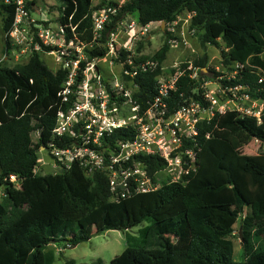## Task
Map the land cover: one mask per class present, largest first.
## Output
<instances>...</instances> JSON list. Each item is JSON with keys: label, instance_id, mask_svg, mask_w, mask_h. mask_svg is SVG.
Segmentation results:
<instances>
[{"label": "trees", "instance_id": "1", "mask_svg": "<svg viewBox=\"0 0 264 264\" xmlns=\"http://www.w3.org/2000/svg\"><path fill=\"white\" fill-rule=\"evenodd\" d=\"M59 1L61 23L71 22L89 35L94 10L108 0L97 5L94 0ZM1 9L6 33L14 20V5L0 0ZM184 13L191 14V28L203 31V42L225 43L222 54L232 69L231 75L221 78L226 92L232 98L264 102V0H128L115 19L133 14L143 25L169 23ZM6 42L9 52L12 45ZM170 48L166 38L152 56L158 66L136 76L142 104L157 93V77ZM206 62L202 59L193 66L205 67ZM188 65H182L185 72L170 91L172 110L191 97L209 104L201 80L190 76ZM199 75L208 77L200 69ZM65 77L66 71L50 67L42 52L14 66L0 61V187L6 194L0 198V264H53L54 255L44 251L51 243L74 248L96 233L127 230L144 221L148 224L140 228L139 236L132 235L140 242L128 244L111 264H264V153L239 152L251 139L264 143V107L260 116L217 110L211 119L198 123L199 166L187 181L113 200L104 172L86 174L75 165L62 173H35L39 148L47 144L55 126ZM36 130L40 136L34 143ZM146 160L151 174L165 165L158 156ZM11 175L17 176L16 182ZM246 209L251 213L243 218L244 254L237 260L232 236ZM254 225L261 230L256 241L250 231Z\"/></svg>", "mask_w": 264, "mask_h": 264}, {"label": "built area", "instance_id": "2", "mask_svg": "<svg viewBox=\"0 0 264 264\" xmlns=\"http://www.w3.org/2000/svg\"><path fill=\"white\" fill-rule=\"evenodd\" d=\"M126 1L108 0L94 10L88 35L71 22H59L54 27L48 19L35 17L33 0H5L15 10L12 27L5 33L15 53L14 60L20 61V57L34 52L47 53L54 57L55 70L66 71L58 92L55 126L47 144L39 148L40 154L47 151L51 160L40 155L35 173H62L75 165L86 174L104 172L113 200L151 192L165 183L187 181V176L199 166L197 124L211 119L217 110L227 111L215 107L217 98L208 90L202 95L209 104L191 97L172 110L170 91L185 72L182 66L172 73L170 81L158 75L157 93L145 104L139 102L135 78L141 71L155 69L159 62L138 61L134 57V41L138 33L146 34L152 24L161 27L164 21L143 25L132 19L126 24L124 19L129 14L115 19ZM190 19L191 14H187L186 22L179 17L162 26L170 34L171 47L188 44L179 29L195 32ZM113 21L114 26L107 30ZM124 28L126 39L119 40ZM8 53L3 59H9ZM187 69L192 78L200 80L197 67L189 64ZM261 110L241 109L256 116ZM187 141L190 145H185ZM150 156L165 161L154 174L148 169L146 157ZM17 179L16 175L10 176L11 181Z\"/></svg>", "mask_w": 264, "mask_h": 264}, {"label": "rangeland", "instance_id": "3", "mask_svg": "<svg viewBox=\"0 0 264 264\" xmlns=\"http://www.w3.org/2000/svg\"><path fill=\"white\" fill-rule=\"evenodd\" d=\"M103 0H94L93 5L101 3ZM118 1V0H115ZM62 4L59 0H33L32 10L33 14L37 18L48 19L54 27L58 26L63 17L61 8ZM2 10V9H1ZM0 10V60H3L7 66H14L17 63H25L29 59V56L24 55L20 57V61L14 60L13 50H9V59H3L5 54L6 36L3 30V23L5 13ZM72 12H75L73 8ZM186 13L182 14L180 18L185 21ZM125 18L126 24H129L132 19L137 23V19L133 14H130ZM72 18V14L70 19ZM71 21V20H70ZM182 21V22H183ZM77 26V25H76ZM125 28L124 31L118 37L119 40H125ZM179 31L187 39L188 44H182L179 47H171L167 54L166 59L162 63L163 72L161 73L166 80L172 79L171 69H178L184 63L194 64L196 61L206 59L207 66L197 67L202 72L207 73L208 77L201 75L200 83L203 85L204 90H208L215 98H217L216 108L221 110H239L245 108H252L254 110H261L264 107V102L252 101L245 96L238 98H232L223 88L221 78L232 74L231 65L225 62L222 50H227L225 43L219 40V45H213L203 42V31L197 29L192 32L190 28H181ZM86 35V34H85ZM137 39L134 41L133 51L134 57L138 61L152 60V56L166 41V38L170 39V34L162 26L155 27L152 24L150 31L146 34H137ZM90 36H88L89 39ZM17 55V54H16ZM42 59L52 68H56L54 57L47 53H42ZM156 60V59H154ZM183 67V66H182ZM214 70L221 72V75L216 76ZM238 89V88H237ZM236 91V90H235ZM40 131L36 130L32 132L33 142L36 143L39 140ZM239 152L242 154L255 155L264 153V143L258 139H251L248 144L243 145ZM41 157L46 161H50L51 158L47 151L41 152ZM47 170V166L44 167ZM5 191L3 187H0V198L5 197ZM250 209H246L240 214V218L235 224V230L233 232L232 239L234 240L235 258L237 260L243 259V243L245 242L246 231L243 228V218L247 213H251ZM148 224L144 221L142 224L130 228L127 230H107L105 232L96 233L88 241H84L78 244L74 248L65 246L64 243H52L44 248V251L52 253L53 264H71L70 261H74V264H92L98 259H102L103 264H111V260L116 255L123 252L128 244H137L140 242L136 237L139 236V230ZM252 233V241H256L257 237L261 235V230L257 226H252L250 229ZM138 238V237H137Z\"/></svg>", "mask_w": 264, "mask_h": 264}, {"label": "water", "instance_id": "4", "mask_svg": "<svg viewBox=\"0 0 264 264\" xmlns=\"http://www.w3.org/2000/svg\"><path fill=\"white\" fill-rule=\"evenodd\" d=\"M164 25H165V22H163V25L162 26L164 27Z\"/></svg>", "mask_w": 264, "mask_h": 264}, {"label": "crops", "instance_id": "5", "mask_svg": "<svg viewBox=\"0 0 264 264\" xmlns=\"http://www.w3.org/2000/svg\"><path fill=\"white\" fill-rule=\"evenodd\" d=\"M52 244V243H51Z\"/></svg>", "mask_w": 264, "mask_h": 264}]
</instances>
